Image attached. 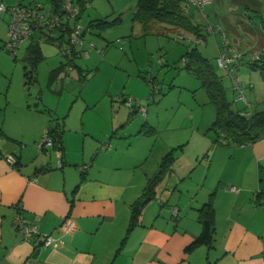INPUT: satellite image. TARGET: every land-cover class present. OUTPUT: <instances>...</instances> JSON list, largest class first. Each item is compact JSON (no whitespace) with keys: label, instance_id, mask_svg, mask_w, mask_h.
<instances>
[{"label":"crops","instance_id":"1","mask_svg":"<svg viewBox=\"0 0 264 264\" xmlns=\"http://www.w3.org/2000/svg\"><path fill=\"white\" fill-rule=\"evenodd\" d=\"M247 18L250 29L243 32L259 42L264 38L261 28ZM237 25H229L233 34L238 33ZM223 32L231 33L227 28ZM211 37L216 41L217 36ZM41 43L36 34L26 40L27 60L32 49L45 58ZM231 44L238 52L237 42ZM259 46L257 50L264 49V43ZM61 62L54 59L50 80L58 74L64 77ZM41 120L0 123V264H264V195H258L264 190V137L250 144L228 145L215 143L214 133L205 135V160L196 163L201 154L197 151L195 163H188L179 178L192 184L181 186L168 180L174 184L160 191L166 174H177L173 164L130 227L133 207L147 180L173 150L169 141H163L158 165L149 173L138 169L147 162L138 153V127L132 132L121 130L126 122L111 124L102 133L105 143L97 139L102 135L95 137L85 126L83 133L69 132L63 124L60 148L41 147L37 142L49 128ZM144 125L153 128L143 124L139 130ZM8 156L16 164H10ZM208 203L214 211L212 242L188 251L202 232L199 210ZM18 214L37 225L29 243L14 227ZM65 221L71 224L69 231ZM44 235L60 242L45 247Z\"/></svg>","mask_w":264,"mask_h":264},{"label":"rangeland","instance_id":"2","mask_svg":"<svg viewBox=\"0 0 264 264\" xmlns=\"http://www.w3.org/2000/svg\"><path fill=\"white\" fill-rule=\"evenodd\" d=\"M15 1L0 0V4L9 6ZM38 1L46 9L50 8V0ZM71 1L78 6L83 4L78 23L92 28L85 34L84 48L75 47V55L67 56L65 44L58 47L42 41L41 52L45 58L36 53L39 59L34 65L25 58L26 41L21 44L16 57L3 49L7 40V21L3 18L9 16L7 13L0 15V76L3 77L0 79V123L35 124L41 118L40 124H46L50 129L54 124H64L69 132L72 129L82 132L81 127L85 126V130L88 128L96 137L109 129V125L126 122L121 130L126 128L135 132L138 127L135 139L138 140V153L147 161L138 169L151 173L162 155L163 141H169L173 147L170 153L174 158L168 165L172 168L174 164L178 171L175 176L166 174L160 191L176 181L181 186L192 184L189 179L182 182L179 178L183 177L188 163H195L197 151L201 154L196 163L205 160L203 153L208 146L205 135L213 134L210 129L216 117L215 107L209 102L201 80L184 65L195 46L192 43L194 34L166 22H138L134 19L138 0ZM28 2L22 0L24 4ZM247 17L258 28L264 20V0H212L204 5L202 12L190 8L191 23L202 30L204 26L217 23L223 31L227 28L231 32L226 36L230 43L237 42L238 53L243 55L239 69V77L244 83L242 93L252 111H260L264 109V63L260 62L254 68L246 62L247 54L259 49L264 38L255 42L248 37L245 33L250 29ZM239 23L242 27L237 25ZM229 25H237L242 30L238 28V33L233 34L234 28ZM205 37V43L195 47L223 76L227 97L233 100L237 92L232 89V80L216 64L220 38L217 36L215 41L206 34ZM89 43H94V47ZM82 50L88 52V57L83 56ZM54 59L58 60L57 64L62 61L64 66L74 67L69 71L60 68L64 77H58V74L50 80ZM32 68L35 79L29 80L25 73ZM152 83L157 90H151ZM129 97L132 104L126 107L121 100ZM237 106L241 107V104ZM137 109L138 112L132 113ZM143 124H153V128L144 125V130H139ZM45 133L44 129L38 146ZM104 137L97 139L108 143ZM75 148L78 149V144ZM72 151L76 153L74 149Z\"/></svg>","mask_w":264,"mask_h":264},{"label":"trees","instance_id":"3","mask_svg":"<svg viewBox=\"0 0 264 264\" xmlns=\"http://www.w3.org/2000/svg\"><path fill=\"white\" fill-rule=\"evenodd\" d=\"M50 1L54 7V12L61 14L60 8L63 0ZM184 4L185 0H138L134 11V19L141 23H148L150 21L166 22L173 27L181 28L193 33L195 38L202 37L205 40L206 37L205 34H203L201 27L191 23L190 14H184ZM80 8L82 11L83 4L80 5ZM86 27L88 29H92L91 25ZM60 38L63 39V35L60 36ZM60 45L64 44L62 43ZM195 46L191 48V52L187 58L188 60L184 65L189 72L195 74L201 80L202 87L207 93L209 102L215 107L216 117L210 129L213 131L215 136L214 142L228 145H245L253 143L261 137H264V109L260 111H252L250 117L241 114L242 111H245V107L243 105L238 107V103H236L234 99H228L227 90L222 82L223 76L219 75L212 63L203 57L197 51ZM34 50L32 49L33 53L29 56L33 65L36 64L35 62L39 59ZM73 55H75V52ZM261 62L264 63V61ZM257 64L250 67L255 68L257 67ZM66 66L70 65L67 64L64 66V64L61 63V69H63V71ZM70 67L72 69L74 65ZM78 70L81 71L80 68H78ZM34 73L35 70L32 68L30 71L25 73V76L30 80L32 77L34 78ZM152 84L155 85L154 83ZM151 90L153 91L157 89L151 87ZM126 99L127 98H123V101ZM61 132L62 126L60 124H54L53 128H48L46 130L51 144L56 148H60L61 146ZM173 158L174 157L170 152L166 154L162 158L155 175L147 180L141 197L138 199L137 204L133 207L130 227L136 224L137 218L140 215L141 206L152 199L155 187L162 180L164 173L170 170L169 161L173 160ZM165 165H168V167L166 168ZM258 195H264V190H262ZM199 221L202 224V232L200 236L187 248L188 251L201 244H210L212 242L215 230L214 211L209 203L204 205L199 210Z\"/></svg>","mask_w":264,"mask_h":264},{"label":"built area","instance_id":"4","mask_svg":"<svg viewBox=\"0 0 264 264\" xmlns=\"http://www.w3.org/2000/svg\"><path fill=\"white\" fill-rule=\"evenodd\" d=\"M212 2V0H185L183 6L184 14H190V8L199 10L202 12L204 5ZM61 14L54 12V7L50 5L49 9L44 7V4L38 0H29L27 4L22 3V0H16L12 5L5 6L0 4V15L8 14L7 23V40L4 42L3 49L16 57L17 52L21 44L28 40L35 33L39 34V41H48L56 46L63 47L65 44V54L72 56L75 51V47L84 48L85 34L90 32L87 27H82L78 23V18L81 14V8L78 5L73 4L71 0H63L61 3ZM259 27L261 28L262 35H264V20H261ZM203 34L213 37L219 36L220 45L217 51L216 64L229 76L232 80V89L237 92V97L234 101L240 103L245 107V111L241 112L244 116L250 117L252 114V108L246 101L242 93V87L244 83L239 77V69L242 65L243 55H240L237 50L231 46V43L222 31L221 27L216 23L213 26H204ZM63 35V39L60 36ZM202 37L195 38L192 43L195 45L204 44ZM90 47H94V43H89ZM83 56L88 57V52L82 50ZM247 65L254 66L261 61H264V49L254 50L247 54ZM65 69L69 71L70 66H66ZM152 88L156 89V86L152 84ZM126 105L132 104V98H127ZM142 112L144 109L142 108ZM51 141L45 133V137L42 140L40 146L50 145ZM103 149L107 148L106 145L102 146ZM7 160L10 164H16V159L12 156H8ZM14 227L18 234L22 237L24 242H31L32 238L37 234V225L34 222L26 220L23 216L18 214L13 220ZM64 228L69 231L71 224L68 221L64 222ZM60 241L53 238L50 235L43 236V246H56Z\"/></svg>","mask_w":264,"mask_h":264}]
</instances>
